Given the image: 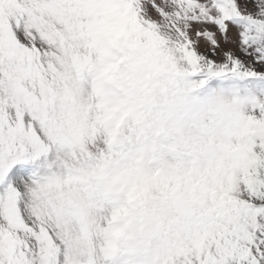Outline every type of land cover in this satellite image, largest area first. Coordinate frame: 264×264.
I'll return each instance as SVG.
<instances>
[{
	"label": "snow or ice",
	"instance_id": "1",
	"mask_svg": "<svg viewBox=\"0 0 264 264\" xmlns=\"http://www.w3.org/2000/svg\"><path fill=\"white\" fill-rule=\"evenodd\" d=\"M0 264H264V0H0Z\"/></svg>",
	"mask_w": 264,
	"mask_h": 264
}]
</instances>
